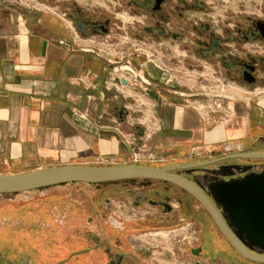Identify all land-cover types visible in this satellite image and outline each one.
<instances>
[{"label": "crops", "instance_id": "0c3cea01", "mask_svg": "<svg viewBox=\"0 0 264 264\" xmlns=\"http://www.w3.org/2000/svg\"><path fill=\"white\" fill-rule=\"evenodd\" d=\"M13 1L0 0V174L131 164L136 150L160 158L136 163L146 165L264 152L260 86L192 90L147 52L83 37L54 11ZM184 50H173L178 67ZM160 52L172 64L168 49ZM161 250L166 264L184 249L169 241ZM140 259L130 264L150 262Z\"/></svg>", "mask_w": 264, "mask_h": 264}, {"label": "flooded vegetation", "instance_id": "af4514ba", "mask_svg": "<svg viewBox=\"0 0 264 264\" xmlns=\"http://www.w3.org/2000/svg\"><path fill=\"white\" fill-rule=\"evenodd\" d=\"M43 1L60 3V0ZM110 2L121 6V0ZM126 5L136 17L144 16L152 21L144 26L152 41H184L189 35L195 34L198 54L210 60L219 58L227 77L243 85L257 84L261 80L264 84V77L260 75L264 74V57L241 56L240 53H234L229 44L236 40L247 42L250 38L264 41V18L247 17L245 23L238 22L233 26L234 31L224 25L218 31L214 25L203 22L201 18L192 19L197 11L208 14L202 0H162L159 3L157 0H127ZM68 6L65 15L81 36L106 35L109 32L111 18L95 17L87 8H81L78 0H70ZM130 27L134 28L133 25ZM131 34L135 39L144 38L135 30ZM182 47L186 49L184 45ZM251 76L254 81L250 83L247 80ZM230 164L252 165V171L256 172L264 169V159H235L192 171L181 170L179 173L197 183L223 213V207L220 202H216L212 189L244 175L235 167H222ZM232 170L236 172L233 176L225 175ZM120 183H125L126 187L118 193L128 194L134 207L147 205L151 208L144 217L132 222L123 220L114 211H108L113 202L109 195L101 192L79 206L60 203L56 198L54 201L50 196L18 207L1 204L0 264H130L141 256L151 261L153 258L148 257L150 249L155 247L161 253L163 246L153 243L152 248L149 244L135 245L131 243V232L168 230L184 225H191V233L183 235V238L196 235L194 244L186 249L189 256L193 257V264H264L238 253L201 204L182 188L166 181L146 179L102 184H113L114 187ZM114 192L111 191L116 196ZM174 201L178 203V210L173 205ZM225 214L228 217V213ZM186 219L188 222H185ZM230 226L233 231L238 230L233 223ZM241 234L244 245L264 255V246L248 238L246 233Z\"/></svg>", "mask_w": 264, "mask_h": 264}, {"label": "rangeland", "instance_id": "374dc122", "mask_svg": "<svg viewBox=\"0 0 264 264\" xmlns=\"http://www.w3.org/2000/svg\"><path fill=\"white\" fill-rule=\"evenodd\" d=\"M70 0H60V3L47 2L43 0H14L13 2L18 5H25L31 8L36 7L39 9H50L60 16L68 19L64 15V11H67L68 2ZM117 1V0H115ZM207 6V12L197 11L192 19L198 20L202 19L203 22H209L214 25L218 31H221L224 26L231 28L234 31L233 26L238 22H246L247 17L252 18H264V0H202ZM81 8H87L88 12L94 14L97 18L109 17L111 18L110 30L107 34H96L90 36V39L105 40L106 43H116L119 42L122 47L130 48L132 52H147L153 60H156L159 65L163 67L164 70L173 74L174 78L172 80H179L188 86L192 90H202L201 92L207 93H217L223 92L229 88H238L240 93L243 89H251V85L245 86L240 84L238 81L226 76L225 67L219 62V58L210 60L202 54H198L196 49L198 48L196 35L192 34L185 38L184 41L177 40L172 42L171 40L158 39L152 41V38L148 37V34L144 30V26L150 24L152 21L148 17L135 16L133 15V10L127 7V0H121V6H117L110 2V0H94L93 2L78 0ZM59 4V6H57ZM68 12V11H67ZM191 19V20H192ZM69 20V19H68ZM191 22V21H190ZM133 25L134 28L130 26ZM135 30L138 34L144 36L141 41L134 38L131 32ZM127 37V38H126ZM149 39V40H148ZM151 40V41H150ZM230 49L234 53H240L241 56L248 54L251 57L262 56L264 57V41L258 39L236 40L229 42ZM186 48L184 51L186 55L184 56L183 65L179 63V67L176 66L178 58L182 59V56L175 55L172 56L173 50L180 49L183 50V46ZM166 47L169 51L168 56L172 64H163V58H160V47ZM113 47V46H112ZM164 53V52H163ZM166 53V52H165ZM167 54V53H166ZM166 60V59H164ZM216 60V61H215ZM166 65V66H164ZM165 71V72H166ZM264 77V74H260ZM262 83V84H259ZM255 85V86H254ZM254 87L260 86L264 89V84L258 82L253 84ZM242 94V93H241ZM106 163V162H104ZM105 165V164H99ZM109 165V164H106ZM158 165V164H153ZM125 183H120L118 185L113 184H86V183H68L63 185L52 186L48 188L37 189L28 192H20L17 194L0 195V205L3 203L12 204L15 207L23 206L24 204L38 202L41 198L52 197L58 202L74 203L80 205V203H87L92 199L93 196L97 194L104 193V195H109L113 204L110 206L108 211L115 212L123 218V220L128 219L132 222L134 219H139L144 217L151 208L147 205H142L140 207H134L131 204V197L122 192L118 193L119 190L122 191L126 186ZM137 185V184H136ZM140 185V183L138 184ZM114 189V190H113ZM115 191V195L111 193ZM110 192V193H109ZM120 195V196H118ZM176 210L179 209L178 203L173 202ZM203 210V208H201ZM180 217H182L180 215ZM185 222H188L186 219ZM16 225V222H14ZM131 232V231H130ZM191 233V225H184L180 228H170L168 230H143V231H133L131 232V243L135 245H148V243L157 244L158 246H166L170 242L179 241L178 245L184 250L181 252H176L172 257L169 256V263L166 264H193V257L189 256L186 251L189 245L194 244L196 241V235L188 238H183ZM143 254L142 252H138ZM148 257L153 259L149 264H160L158 259L161 255L158 249L154 247L153 250L150 249ZM141 256L140 260H143ZM150 260V259H149ZM177 260V261H176Z\"/></svg>", "mask_w": 264, "mask_h": 264}, {"label": "water", "instance_id": "95a60500", "mask_svg": "<svg viewBox=\"0 0 264 264\" xmlns=\"http://www.w3.org/2000/svg\"><path fill=\"white\" fill-rule=\"evenodd\" d=\"M158 3L162 0H157ZM246 74L251 75L249 72ZM253 82L254 78H248ZM235 159H264L263 151H250L226 155L219 158L187 163L165 165L109 164L86 165L70 164L37 168L21 173L0 174V195L28 192L68 183L102 184L126 180L146 179L172 183L195 198L207 211L220 232L242 256L264 262V255L250 250L242 242V234L264 246V169L252 171V165L230 164L222 167H235L244 173L240 179L220 183L212 189L216 202L223 207L221 213L203 189L181 175L179 171H192L215 163ZM236 172L230 171L227 176ZM234 178V177H232ZM228 213V217L225 214ZM232 223L238 228L233 231Z\"/></svg>", "mask_w": 264, "mask_h": 264}, {"label": "built area", "instance_id": "2783aa9c", "mask_svg": "<svg viewBox=\"0 0 264 264\" xmlns=\"http://www.w3.org/2000/svg\"><path fill=\"white\" fill-rule=\"evenodd\" d=\"M128 66L127 68L130 69L131 68V62L128 61ZM131 159L133 162L138 163V162H150V163H155V162H159L160 158L158 156H156L154 153L151 152H147L144 150H136L132 153L131 155ZM106 162V160H97V163H104Z\"/></svg>", "mask_w": 264, "mask_h": 264}]
</instances>
